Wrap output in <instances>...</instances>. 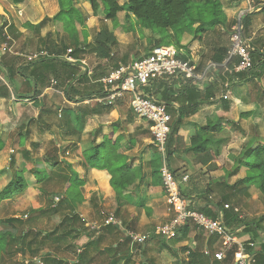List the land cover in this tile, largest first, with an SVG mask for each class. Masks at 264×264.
<instances>
[{
    "label": "crops",
    "instance_id": "crops-1",
    "mask_svg": "<svg viewBox=\"0 0 264 264\" xmlns=\"http://www.w3.org/2000/svg\"><path fill=\"white\" fill-rule=\"evenodd\" d=\"M224 1H232L231 4L221 6L230 31L237 25L239 18L249 16L250 23L245 34L251 40L253 68L247 73L246 81L229 83L223 79L224 76L215 79L212 97L205 100L194 115L182 120L177 131L180 141L172 146V154L166 156L169 167L176 174L190 178L180 185V190L182 196L196 209L229 195L225 188L244 177V170L241 169L237 172L240 178L232 181L231 176L234 175L229 173L235 159L252 140H255L254 143L264 141V134L261 135L264 132V4L260 2L259 7H253L250 1ZM73 3L84 20L82 26L77 25L82 47L83 41L87 44L92 42L88 29L95 27V18L92 17L88 0H73ZM59 12L58 0H0V192L10 181L12 168L23 170L26 182V190L22 194L2 201L0 205L12 202L13 210L23 214H16L15 218L23 220L31 214V224H25V227L39 231L41 217L45 216L47 210L40 204L46 194L40 188L49 185L61 199L66 190V200H72L74 204L71 214H76L83 224L76 227V230L80 235L91 233L93 238L90 241H99L97 246L92 245L82 254V243L76 246L75 240L66 238V259L62 261L68 264H100L97 261L101 260L111 264L112 259H119L116 264H125L126 260L129 264H135V261L140 262L138 264L187 262V251L197 250L202 253L206 247H212V243L209 244V237L193 226L188 227L185 237H182L183 228L178 229L169 239L153 234L154 228L168 222L170 216L161 189V162L152 160L158 152L152 145L149 124L132 114L128 96L116 100L110 106L99 105L94 101L95 97L104 95L108 90V86L101 80L114 69L112 62L97 60L88 48L80 49L75 55L63 52L58 59L64 62L68 56L73 59L72 62L67 61L74 66L70 68L73 70L71 76L67 75L70 69L66 71L55 61L53 66L40 65L47 58L27 62V56L35 52L45 51L49 54L44 46L47 34L57 44L66 40L63 33L55 34L53 18ZM230 17H237L236 21L229 20ZM26 24L32 28H26ZM205 28L213 27L205 26L204 31ZM84 31L87 36L82 33ZM108 31L116 37V30ZM72 42L73 39L68 40L69 48ZM182 42L188 43L187 37L184 36ZM117 43L120 41L117 40ZM228 44L224 42L223 45L228 47ZM202 47L199 42L192 41L188 50L190 61L196 63L199 69L201 62L198 50L202 51ZM115 48L112 56L116 55ZM208 48L213 55L216 45ZM184 53L181 51L182 55ZM91 61L106 75L95 77ZM211 61L208 58L205 65ZM52 80L56 82L55 85H52ZM173 81L178 87L179 80ZM154 83L147 87L146 92H151L155 97ZM218 84L227 91L219 92L216 89ZM200 86L198 84L197 89H206L204 85ZM223 96H227L226 101L221 99ZM168 108L171 113H176L177 101L171 102ZM208 120L220 125V131L214 135L220 141L218 156H215L213 147H208L205 153L185 152L190 137ZM232 123L240 126L238 132L242 133L243 143L238 146L235 158L230 160L227 158L229 151L223 133L227 128L229 130ZM92 154H99V159L93 167H89L85 158ZM227 161H232L229 169L224 167ZM118 163L125 166V170L123 174L116 172L115 178L128 174L130 177L127 180L132 179L119 195L111 186L112 176L109 173L110 170H116ZM7 174L10 175L8 179ZM207 189L208 195L205 194ZM233 209L239 212L238 208ZM109 214L114 216L112 225L119 232H110V229L102 226ZM235 214H238L240 224L228 228L239 230L236 235L242 242L247 238L253 240L258 248V256H264V218L255 223L254 231H247L244 217ZM47 215L48 220L57 221L56 226L59 224L60 216L49 212ZM91 224H96L97 228L91 230ZM147 234L149 237L143 243L135 240L136 236ZM174 240L177 241L172 244ZM112 242L115 252L111 250L110 255L108 252L100 255L106 252ZM203 262L234 264L232 257L223 262L203 258Z\"/></svg>",
    "mask_w": 264,
    "mask_h": 264
},
{
    "label": "trees",
    "instance_id": "trees-1",
    "mask_svg": "<svg viewBox=\"0 0 264 264\" xmlns=\"http://www.w3.org/2000/svg\"><path fill=\"white\" fill-rule=\"evenodd\" d=\"M88 2L91 6L93 16H98L99 13L103 14L104 19L111 22L114 27L118 24V15L120 13H124L125 19L127 20L133 18L135 24L141 30L149 31L155 36V39L152 41L155 47L159 48L160 45L173 46L178 51L185 52V55H182V59L184 60L190 59L188 51L192 42L190 36H201V33L205 32L203 30L205 26L215 27L219 25L225 27L227 31H230V29H227L229 26H226V18L222 13L219 1L217 0H121V3H119L118 0H88ZM58 3L60 6V12L53 18V23L56 29L55 34L60 35L63 33L66 36V40L61 41V44H57V42L52 41L51 35L47 34L44 46L51 55V58L41 61L40 65L46 67L53 66L55 61L63 68H66L67 71L74 66H71L72 64L67 61L64 62L58 60L61 58L62 53L71 50V55H75L80 49L84 50L86 48H88L90 53L95 55L97 60L111 61L114 68H117L120 64H128V62L123 59H119V61L117 60L116 62V56H112V50L118 45V43L114 33L107 29L95 32L92 37V42L87 44L86 41H83V46L81 47L77 25H83L84 20L82 15L74 7L73 0H58ZM249 23V16L244 15L241 18V26L245 37V30L249 26ZM192 25H197L194 32L191 31ZM25 27L29 29L32 28L30 24H26ZM1 32L2 28H0V33ZM82 33L87 36L85 31ZM184 36L188 39V43L186 44L182 42ZM70 39L74 40V42L70 43L71 48H69L68 45V40ZM198 39H200V37ZM223 44L224 42H218L216 44V48L211 58L212 62L221 63L225 59L227 47ZM52 55H54V57ZM247 73L248 72H242L229 76L227 73H224V77H227L232 82L239 83L247 80ZM67 75H73V70L70 69L67 71ZM153 85H155L153 86V90L157 100L164 102L167 107H169L171 102L177 101L178 103L176 113L174 111L172 115L170 114L171 133L168 136L165 148V156H170L172 154V146L180 141V138L177 136V131L182 120L194 115L197 112L198 107L203 104L205 100L207 101L208 98L212 97L213 86L211 84L210 86H207L206 89L199 90L189 81H179V86L176 87L175 81L173 80L155 82ZM102 95L103 94L99 96ZM219 131L220 125L208 120L205 125L198 127L195 134L190 137L185 152L205 153L208 151V147H213L215 150V156H218L217 148L219 147L220 141L216 139L214 135ZM254 142L255 140H252V142L246 144L238 158L235 159L233 163V168L229 175H235L239 170L243 169L244 177L237 180L231 186H227L229 195H226V197H223L218 202H210L203 208L196 209L191 206L192 208L204 213L212 219H216L219 213L222 214L227 227H231L234 224H240L238 214L234 213L233 208L235 207L226 210L223 206L226 201H230L232 198H236L241 194H246L249 189L264 193V141L262 140L260 143ZM98 159L99 154H92L85 158L89 167H93ZM152 160L153 162L162 163V155L158 153ZM124 170L125 166L118 163L116 170L109 171L112 176L110 182L111 186L118 195L122 193L121 191L125 190L128 181L132 180L130 178L127 180V177H130L128 174L123 175V177H119L118 179L115 178L116 172L123 174ZM10 173V181L0 192V202L11 200L26 190L24 171H17L12 168ZM63 193L64 198L59 199L58 202L52 204V207L48 206L46 210V213L49 212L52 215L60 216L59 224L53 228L49 234L46 232L42 233L39 231H33L35 232L34 237L43 234L42 239H44V242H39L40 249L43 246L45 247V242L47 241L55 244L60 241H66V238L68 237L72 238L76 242L74 245L78 246L79 243H82L81 248H84L82 252L83 254L90 249L92 245L97 246L99 241H90L93 236L89 232L82 235L79 234L78 230H76V227L81 225L79 217L76 214H71V207L74 205L73 201L66 200V190L63 191ZM208 193L209 190H205V194L208 195ZM8 224L11 228H15L22 226L25 223L22 219L14 218L9 219ZM81 226H83V224ZM106 227L110 229V232H119L118 228L113 225H108ZM188 227L189 226L183 227L182 237L186 236ZM30 231L32 230H28L25 227L22 232L15 235L8 230H2L0 227V261L2 253H5L7 248L12 246L15 240L18 242L20 241L21 245H24L25 239L29 236ZM79 238L82 239V241H80ZM124 240L127 241V238L124 237ZM176 241L177 240L172 241V244H175ZM208 241L209 244L214 242L213 239H209ZM248 241V238L244 240V242ZM113 243L114 242H112L109 245V248L105 250L106 252H101L99 254L105 255V253L108 252V255H110V253H112L111 250L114 251L112 249ZM31 244L32 241L29 242L28 245ZM37 252L38 251L36 250L34 254ZM114 256L115 254L113 257ZM231 257L232 255L229 253L227 259H230ZM203 258L205 259L206 257H204L199 251H190L187 262L184 261L182 264H204ZM118 260L119 259H112L111 264H116ZM44 262L46 264H64L62 260L55 259L48 255L44 258ZM257 263L264 264V256H258ZM125 264H129V262L126 260Z\"/></svg>",
    "mask_w": 264,
    "mask_h": 264
},
{
    "label": "built area",
    "instance_id": "built-area-1",
    "mask_svg": "<svg viewBox=\"0 0 264 264\" xmlns=\"http://www.w3.org/2000/svg\"><path fill=\"white\" fill-rule=\"evenodd\" d=\"M251 52V40L244 36L241 18H239L237 25L229 34L226 57L221 63L211 61L203 69H199L197 64L190 59H182L181 51L173 46L155 47L146 56L111 70L101 80L108 86L107 92L94 98L97 104L110 106L116 100L128 96L132 114L149 124L152 145L162 155L159 176L170 216L168 222L154 228L153 234L169 239L178 229L193 226L203 232L207 238L214 240L212 247H206L202 253L206 258L217 262H223L231 253L234 264H258V248L253 241L242 242L236 235L239 230L234 231L228 228L222 214L219 213L216 219H212L192 208L190 201L182 196L180 185L188 182L189 177L176 174L169 167L165 156L167 139L171 133L169 109L151 92H146V89L154 82L169 80L189 81L194 86L198 87V84H201L206 88L213 84L223 72L228 75L249 72L253 68ZM70 53L71 50H67V54ZM46 58H50L49 54L39 51L27 56V62L32 63ZM65 60L73 61L70 56ZM51 83L56 84L53 80ZM221 99L226 100L227 96ZM59 199L61 198L56 196L53 201L58 202ZM223 208L227 210L230 206L225 204ZM234 212L239 213L235 209ZM113 217L109 214L102 226L112 225ZM89 227L95 230L97 225L91 224ZM148 237V234L136 236L135 240L143 243ZM189 253L190 251L185 253L186 258Z\"/></svg>",
    "mask_w": 264,
    "mask_h": 264
},
{
    "label": "rangeland",
    "instance_id": "rangeland-1",
    "mask_svg": "<svg viewBox=\"0 0 264 264\" xmlns=\"http://www.w3.org/2000/svg\"><path fill=\"white\" fill-rule=\"evenodd\" d=\"M217 1L221 2L222 7L225 6L226 3H227L226 5H228V4H231L230 2H232V1L225 2L224 0H217ZM233 1H238V3L242 1H246V2L248 1L249 3L250 1V6H253V7L255 6L259 7L260 2H263L264 4V0H233ZM118 2L121 3L120 0H118ZM91 13H92V10H91ZM92 17L95 18L93 21L95 23L94 25L95 27L93 29H88V33L91 37L94 36V33L96 32L97 29H100V30L109 29L112 31L116 30L115 31L116 40L120 41V43H118V45L115 48L116 55L114 56H116L115 57L116 62L117 60L119 61V59L120 60L123 59L126 62L130 63L133 60H137L138 58H142L146 56L153 48H155L154 43L152 42L153 39H155V36L149 31L141 30L135 24V21L133 18H131L130 20L125 19L124 13L119 14V18L117 21L118 24L115 27L112 25L111 22L106 21L103 17V14L101 13H99L98 16H92ZM236 18L237 17H230L229 20L236 21ZM195 29H196L195 25H192L191 31L194 32ZM205 30L206 31L204 33H201V36L200 35L190 36L191 41H197L199 42L200 46L201 45L203 46L202 51L201 49L198 50L200 51L199 52V55H200L199 60L201 62L200 69L205 66V63L207 62L208 58L209 59L212 58V53L210 52L211 50L208 47L216 45L218 42H225L226 44H228L229 33L233 30V28L231 31H227L224 27L205 28ZM199 37L200 39H198ZM160 46H163V45H160ZM205 50H207L208 52ZM90 65L91 67L93 66L96 72L95 77L101 78V76L106 75L105 73L102 74L100 72L99 67L94 65L93 61L90 62ZM222 74L223 75H220L221 77L225 76L224 72ZM219 80L220 78H218L217 81L219 82ZM224 80L229 83L232 82L227 77H224ZM232 83H234V81ZM219 87L216 88L219 92L227 91L225 87H222V85L221 86L219 85ZM170 114L172 115L173 113L170 112ZM229 127H230L229 130L227 128L224 131L223 136L225 137V141L227 144L226 146L228 147L227 150L229 151V155L227 156V158H229L230 160H233L239 150L238 146H242V143H243L241 141L242 133L238 132V130L240 129V126H236L234 123H232ZM242 132L244 133L245 131L243 130ZM263 134L264 132L263 133L261 132V135ZM233 152L235 154H232ZM230 162L232 163V161H227L226 163H224L225 169H229L231 167ZM9 176L10 175L7 174V179L9 178ZM240 176H241L240 174L236 173L234 176H231V179L232 181L235 182L238 178H240ZM40 189L41 191L46 192V194L41 199L42 202L40 201L41 202L40 204L45 209H47L48 206H51L52 204L55 203V202H52L54 198L57 196L56 194L53 193L55 189L51 188L49 185H46ZM216 190L223 191L221 188H216ZM225 190L229 192L227 188H225ZM23 198L25 199L26 195H24ZM31 199L33 198L31 197ZM36 205H38V203ZM228 205L230 206V208L235 207L239 209V214L244 217L245 224H247V228L245 229L247 231H254L255 223H257L261 218H264V195L261 194L259 191L249 189L246 192V194H241L237 196L236 198H232L230 203H228ZM13 207L14 206L12 202L6 205L4 204L0 205V227L2 228V230H8L9 232L14 233L15 235H18L20 232L24 230L25 224L28 226L31 224V222H29L31 221V214H29L27 218L23 219L24 220L23 222L25 224H23L22 226L11 228L10 225L8 224V220L14 219L15 218L14 216L16 214H18V216L23 215L20 212L19 213L15 212L13 210L14 209ZM41 218H42L41 225H40L41 229H39V232L45 231L46 233L49 234L51 230L56 227L57 221L50 220V219L48 220L47 218H49V215H47V213L45 214V216H42ZM36 219H40V217L39 218L37 217ZM34 234L35 232L30 231L29 236L27 237V239H25L24 245H21L20 241L18 242L17 240H15L13 245L9 246L5 253H2L0 264H46L44 262V258H46V255L54 257L55 259H59V260H62L63 258L66 259V241H60L55 244L47 241L45 242L46 244L45 247L43 246L44 248L42 247L40 249L39 242L40 241L44 242V239H42L43 234L38 237H34ZM31 241H32V244L28 245L29 242ZM55 247L57 248L55 249ZM36 250L38 252L34 254ZM97 262H100V264H107L106 262H103V260L97 261ZM138 263L140 262L135 261V264H138ZM64 264H68V263H66L65 261Z\"/></svg>",
    "mask_w": 264,
    "mask_h": 264
}]
</instances>
